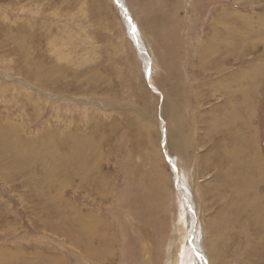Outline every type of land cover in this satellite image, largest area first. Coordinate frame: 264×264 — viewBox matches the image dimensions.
<instances>
[{
  "label": "rangeland",
  "instance_id": "374dc122",
  "mask_svg": "<svg viewBox=\"0 0 264 264\" xmlns=\"http://www.w3.org/2000/svg\"><path fill=\"white\" fill-rule=\"evenodd\" d=\"M0 254L264 264V0H0Z\"/></svg>",
  "mask_w": 264,
  "mask_h": 264
},
{
  "label": "bare ground",
  "instance_id": "6f19581e",
  "mask_svg": "<svg viewBox=\"0 0 264 264\" xmlns=\"http://www.w3.org/2000/svg\"><path fill=\"white\" fill-rule=\"evenodd\" d=\"M251 121V120H250ZM172 145L173 146H175L176 147V149H183V148H185V146H186V144H185V140L183 139V138H181V137H176L174 140H173V142H172ZM254 160V159H253ZM260 170V169H259ZM259 174V173H258ZM241 178V177H240ZM235 183H239V182H235ZM243 185L244 184H238V186H237V184H236V186H237V189L239 190L240 188H242L243 187ZM235 187V186H234ZM235 189H236V187H235ZM256 199V198H255ZM249 202V201H248ZM253 202H254V200H253ZM249 203H251V202H249ZM186 205V204H185ZM184 219H186V217H184ZM183 219V220H184ZM180 222L182 223V218L180 219ZM183 225V224H182ZM183 232H184V229H183V231H182V229H181V226H179V229H178V233H179V242L182 244L183 242V237H182V235H183ZM5 254V253H4ZM4 254L2 255V254H0V264H7L6 262H5V256H4ZM8 264H10V263H8Z\"/></svg>",
  "mask_w": 264,
  "mask_h": 264
}]
</instances>
